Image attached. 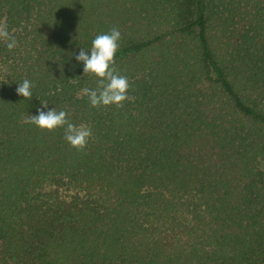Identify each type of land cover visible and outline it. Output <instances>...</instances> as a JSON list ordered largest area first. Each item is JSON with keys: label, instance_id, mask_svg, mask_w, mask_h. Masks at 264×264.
I'll list each match as a JSON object with an SVG mask.
<instances>
[{"label": "trees", "instance_id": "trees-1", "mask_svg": "<svg viewBox=\"0 0 264 264\" xmlns=\"http://www.w3.org/2000/svg\"><path fill=\"white\" fill-rule=\"evenodd\" d=\"M0 23V264H264V0H0ZM113 26L135 100L96 109L75 56ZM41 102L84 151L24 123Z\"/></svg>", "mask_w": 264, "mask_h": 264}, {"label": "clouds", "instance_id": "clouds-1", "mask_svg": "<svg viewBox=\"0 0 264 264\" xmlns=\"http://www.w3.org/2000/svg\"><path fill=\"white\" fill-rule=\"evenodd\" d=\"M121 33L113 26L108 33L97 35L91 42L90 55L81 48L75 59L83 64V76L94 79L95 89H84L90 107L109 108L115 106L124 107L125 101H134V96H129L130 82L127 76L120 74L115 67V54L120 47ZM0 42H4L7 49L12 51L18 42L15 36L9 32L7 25L0 23ZM34 84L24 79L16 89L17 95L24 99H32L31 89ZM42 108L37 109L38 115H29L24 123L35 125L41 132H54L63 129V138L67 144L78 152L84 151L89 139L92 137V129L86 125H76L68 119L66 111H57L56 108L44 111L48 108L47 102H41Z\"/></svg>", "mask_w": 264, "mask_h": 264}]
</instances>
